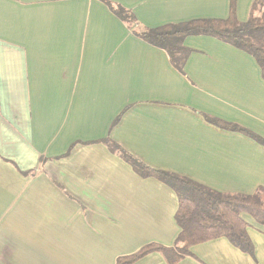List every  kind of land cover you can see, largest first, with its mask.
<instances>
[{
  "label": "crops",
  "instance_id": "0c3cea01",
  "mask_svg": "<svg viewBox=\"0 0 264 264\" xmlns=\"http://www.w3.org/2000/svg\"><path fill=\"white\" fill-rule=\"evenodd\" d=\"M258 0H0V264H116L175 247V191L151 168L220 193L264 188V79L250 54L189 36L183 71L139 36L197 19L247 22ZM130 11L137 24L113 12ZM221 237L177 264H264ZM133 264H169L153 252Z\"/></svg>",
  "mask_w": 264,
  "mask_h": 264
},
{
  "label": "trees",
  "instance_id": "16d2710c",
  "mask_svg": "<svg viewBox=\"0 0 264 264\" xmlns=\"http://www.w3.org/2000/svg\"><path fill=\"white\" fill-rule=\"evenodd\" d=\"M256 5L255 2L247 22H240L232 10L226 19H197L146 29L138 34L149 44L165 50L173 66L180 71H183L190 54V50L184 46L185 38L200 35L215 37L254 57L264 79V13L261 16L255 15ZM113 12L131 27L137 24L130 11L118 7ZM227 129L241 131L264 145V139L249 130L232 125H227ZM106 143L141 177H155L171 187L179 200L175 218L181 232L175 247L151 244L134 255L118 258L116 264H133L153 252L161 253L169 264H177L191 255V247L221 237L227 238L234 247L254 257V245L247 231L248 224L241 215L247 213L264 225V188H258L250 195L220 193L189 178L151 168L120 145L108 140Z\"/></svg>",
  "mask_w": 264,
  "mask_h": 264
},
{
  "label": "rangeland",
  "instance_id": "374dc122",
  "mask_svg": "<svg viewBox=\"0 0 264 264\" xmlns=\"http://www.w3.org/2000/svg\"><path fill=\"white\" fill-rule=\"evenodd\" d=\"M264 13V0H258L256 9H255V15L261 16Z\"/></svg>",
  "mask_w": 264,
  "mask_h": 264
}]
</instances>
